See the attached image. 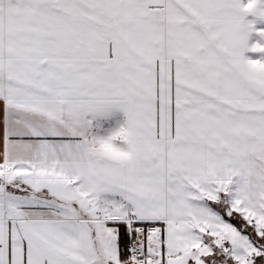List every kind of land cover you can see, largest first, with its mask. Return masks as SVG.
<instances>
[{"label":"snow or ice","instance_id":"6c2138e0","mask_svg":"<svg viewBox=\"0 0 264 264\" xmlns=\"http://www.w3.org/2000/svg\"><path fill=\"white\" fill-rule=\"evenodd\" d=\"M0 264H264V0H0Z\"/></svg>","mask_w":264,"mask_h":264}]
</instances>
